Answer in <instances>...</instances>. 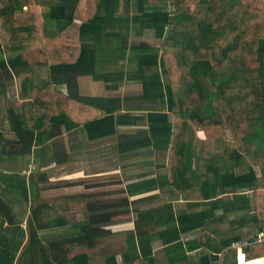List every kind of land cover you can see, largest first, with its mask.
Segmentation results:
<instances>
[{
    "label": "trees",
    "instance_id": "1",
    "mask_svg": "<svg viewBox=\"0 0 264 264\" xmlns=\"http://www.w3.org/2000/svg\"><path fill=\"white\" fill-rule=\"evenodd\" d=\"M155 1L152 6L150 0H0V94L12 75L17 108L7 109L13 139L0 133V156L8 142L18 146L19 156L34 143L39 146L34 161H41L50 140L63 132L94 142L115 135L117 126L145 122V129L118 136L117 154H139L147 166L154 151L166 160L153 166V177L128 184V194L157 189L187 200L198 193L202 200L188 206L211 200L212 214L222 208L239 215L232 222L235 232L221 233L204 227L211 216L204 209L176 212L167 203L142 211L126 235L122 261L155 264L153 240L163 245L168 264H236V242L246 243L245 260H264V245L255 243L264 228V0ZM122 6L133 13H121ZM130 38L158 43L128 45ZM121 60L135 68L106 71ZM84 75L98 83L100 96L78 93L77 78ZM122 82L136 83L139 94L114 95ZM141 103L155 107L146 106L144 116L131 115L130 110L142 111ZM78 104L88 108L79 112ZM47 155L42 161L59 164L54 152ZM21 175L4 180L0 174V264L14 261L27 209L33 226L38 210L48 207L36 205L43 176ZM230 191L236 192L232 200L215 199ZM6 200H16L19 209ZM120 205L85 206L86 220L77 225L80 240L92 245L110 235L99 227L112 222ZM56 219L47 220L56 224ZM150 225L158 229L149 232ZM197 228L193 240H181ZM108 261L115 264L114 257ZM71 264H87V256L77 255Z\"/></svg>",
    "mask_w": 264,
    "mask_h": 264
},
{
    "label": "crops",
    "instance_id": "2",
    "mask_svg": "<svg viewBox=\"0 0 264 264\" xmlns=\"http://www.w3.org/2000/svg\"><path fill=\"white\" fill-rule=\"evenodd\" d=\"M87 77V75H84ZM80 78H77V85H78V93H85L88 92L89 95H92L94 93V90H87V87L96 88L94 81L87 77V86L83 87L82 90L81 86L83 84V80H79ZM121 87V86H120ZM62 90H64L62 86ZM118 94H121L120 92H117ZM102 93L99 91L97 96H100ZM104 96L109 95L107 93L103 94ZM110 95H112V92H110ZM88 107L83 104H78V111L81 112L82 109H87ZM120 109H124V104H119ZM122 112V111H120ZM131 115H141L139 111H134L130 113ZM142 125H139V124ZM127 127L136 128L135 132L140 129H145V123L138 122L136 125L132 126H117L116 127V133L113 136H109L106 138H102L98 141L94 142H88L94 144V147L98 146L100 149H94L95 155L98 154H106L108 152H111V149L109 148V142L108 140L110 138H115V145L114 149L117 150V141L119 135H126L120 133L122 129H125ZM75 133V131H73ZM134 132V133H135ZM67 134L70 133H62L59 136H56L50 140V142H55L57 139L64 140L67 136ZM76 134V133H75ZM99 143V144H98ZM42 145H40L41 147ZM39 147V146H36ZM67 150L64 149L63 152L60 151V149H56L54 147H51L50 145L45 150L44 155L42 158H38L41 161H35V167H40L38 169H53V167H56L57 169H62L68 164H74L76 162V158H70L71 152L73 151V145H66L65 146ZM42 148V147H41ZM101 150V151H100ZM57 151H59V155L57 154ZM34 152V147L31 149V154ZM54 152L56 154V158L59 159V164L57 162H49L48 164L42 160H45V155L48 153V157L51 156V153ZM37 151L35 150V155ZM161 152L154 151L153 154H157ZM29 154V153H28ZM27 154V155H28ZM152 154V165L147 166V164L144 162V158L141 156L139 157V154H136V156L133 157H126L123 158L125 160L124 164H127L125 167H122L121 159L119 163L117 164L118 174L116 175V181L115 183L111 184H104L103 187H109L107 192L111 195L106 194L104 197H99L103 194H97L96 188H98L95 184H90V180H88L87 184L88 187L83 185V180L80 178L83 184H80L79 182L76 183L78 186L75 187V189L71 188L75 183H71L67 179L71 178V176L79 174L81 177V173H77L79 171H74L73 173L65 174L63 177H59L55 179L57 182L62 184L61 189L57 188V190L53 191L49 189V192L43 193L44 190L39 191V196L36 199V205H48V211L46 210L43 214H38L39 216V222L32 225H29L28 217H29V209H27L26 215L24 220L22 221L20 225V229H22V242L21 245L15 254L14 261L12 264H47L46 261L42 260V252L44 251L48 261L50 264H71V259L77 255H86L87 256V264H97L95 253L99 248L105 247L108 248L107 245H111L112 243L117 244V248L119 251L118 255H108L105 256L102 264H106L109 259V257L115 258V264H125L122 259L121 255L125 252L127 248L126 244V235L130 231H134L135 223L139 224V218L138 215L142 211H146L148 209H156L161 205L171 203L172 208L176 212L184 211L187 213L190 212H196L199 210H203L206 212V214L211 215L204 227L210 230H215L217 232L221 233H231L235 232V226L232 224V222L237 218L239 215V212H224L222 208L216 209L213 211V214L211 213V200H204V206L199 207H190L187 204H190L192 202L201 201L202 199L198 195V193H195L189 199L183 200L181 197L174 192H163L160 190H152L145 193H139V194H128L126 190V186L128 184L140 182L142 180H145L149 177H153L155 173L152 171L153 166L156 164L162 163L158 160H156L153 157ZM26 156V155H25ZM119 156V155H118ZM72 157V156H71ZM73 157H75L73 155ZM32 158V157H31ZM37 158V159H38ZM73 159V160H71ZM33 160V158H32ZM97 160V159H95ZM44 162V164L42 163ZM46 163V164H45ZM34 164V162H33ZM102 164V163H100ZM108 164L103 163V167H107ZM110 167V166H109ZM95 168V166H94ZM77 169H81V167H78ZM100 169V168H99ZM98 169V170H99ZM74 170V168L72 169ZM28 171V170H26ZM23 171L22 174H26ZM30 172L32 170H29ZM83 174V173H82ZM99 173L95 169V172L88 175V178L92 177H99ZM77 175L78 177H80ZM68 177V178H67ZM85 177V176H84ZM72 177L71 179H73ZM55 181L53 179H50L48 177L47 181ZM51 182V181H50ZM43 182H38V186H42ZM75 184V185H76ZM94 185V187H92ZM71 188V189H70ZM48 191V190H45ZM246 193V192H245ZM236 194V192H227L225 194L218 195L216 200L221 199V201H230L233 199V196ZM106 200V201H101ZM121 202L122 206L120 205V211L117 212L112 217V222L109 225L101 226L99 227L100 230L105 231L106 233H110V235H107L103 238L96 239L92 245H87V242L80 240V237H78L81 234V229L77 226L78 223L84 222L86 220V217L88 215L85 206L92 205L96 203L101 202ZM43 209V208H42ZM40 209L38 210L39 213ZM56 215V216H51ZM208 215V216H209ZM48 217H57V223L56 224H50V222L47 220ZM118 217L120 219H118ZM33 229V230H31ZM158 228L154 225H150L147 227V230L149 232H155ZM199 228L191 230L187 233H184L181 235V240L183 242L193 240L197 233L199 232ZM242 230V229H240ZM17 236L20 234V230L16 231ZM15 235V234H14ZM7 238H10L12 235L6 234ZM17 238V237H16ZM91 243V242H90ZM236 243H244V242H236ZM152 248V256L154 257L155 264H168L166 260V253L164 250L163 245L159 240H153L151 243ZM111 249V248H109ZM190 255L193 254V252L189 253ZM194 258V257H193ZM244 258V257H243ZM261 259L263 264L264 260ZM256 259V260H258ZM247 261V260H246ZM184 264V263H180Z\"/></svg>",
    "mask_w": 264,
    "mask_h": 264
},
{
    "label": "rangeland",
    "instance_id": "3",
    "mask_svg": "<svg viewBox=\"0 0 264 264\" xmlns=\"http://www.w3.org/2000/svg\"><path fill=\"white\" fill-rule=\"evenodd\" d=\"M150 5L154 6L156 5V1L155 0H150ZM121 13H129L132 14L133 10L132 7H126V6H122V8L120 9ZM148 43L151 46H156L157 45V41L152 40V39H142V38H130L127 41L128 45L131 44H138L139 42H145ZM113 43L111 41H107L106 46L111 49L112 48ZM117 65H110L107 67L106 71H119L125 68V60H121L118 61L116 63ZM127 71H129V68L134 69L135 66L131 63L129 65H126ZM126 70V68H125ZM90 78V76H87ZM87 77L86 76H79V80H83V84L81 86L82 89H84L83 87L87 86ZM91 79V78H90ZM92 81V79H91ZM96 88H92V87H87V90H94V93H99L96 92L97 89V85L98 83H95ZM3 85V93L0 94V133H2V136L4 139L7 140H11L13 139L11 131H10V127H9V123H8V113H7V109H17L14 105V102L16 100V89H15V82H14V77L12 75H7V77L5 78V80H3L2 82ZM120 88L118 89V91H113L114 95H118L121 98L124 97H133L139 94V86L136 83L133 82H122L120 84ZM101 91V90H100ZM117 92H120L121 94H118ZM81 96L84 97V95L82 93H80ZM127 105H131V103H127ZM125 104V105H126ZM141 105L142 111H139V113L141 115H145L146 114V106H154L155 105H147V104H139ZM134 106L137 107V103L134 104ZM137 111V110H136ZM134 112L133 110H130L129 113ZM145 123V122H143ZM139 125H142L141 123ZM136 128H131V127H127L125 129H122L120 131V133L122 134H126V135H132L134 134ZM201 133L200 131H198V135ZM202 137V136H201ZM115 138H110L108 140L109 142V148L111 149V152H108L106 154H98L97 156L95 155V153H97V151L95 152L94 149H100V147L96 146L94 147V144L92 143H88L83 141V139L81 140V138L75 134H67L66 138L64 140H55V142H49L51 147H54L56 149H60L61 152L65 150H67V148L65 147L66 145H73V151L71 152L70 158H76V162H74L75 165H73V163L71 164H66L64 166V168L60 167L57 169L56 167H53V169H37L34 164H35V150L37 151L39 147H36L33 144H31L30 146V150H29V154L26 156H19L17 155V152L20 151V149L18 148V146H16L13 142H8L7 144H5V148L2 150V154L0 156V174L2 175V177H4L3 179H7L8 177H16V175H21V172L26 171L25 175L29 176L30 171L32 170V175L33 177L36 176V173L41 174L43 177H40V179L44 182V186H42V190L43 193L45 192H49L51 189L52 192L57 190V188L61 187L62 184H60L59 182H57L55 179L57 178H61L63 177L65 174H69V173H73L74 171H79L77 173H81V175L83 177H78L77 175L71 176L74 177L73 179L69 178L67 179V181L69 180L71 183H78L79 181L83 180L82 182H79L80 184L85 185L86 187H88V180H90V184H95L98 188H96V193L97 194H103L99 197L105 198L104 196L106 194L111 195L108 193H104L107 192L109 187H103L104 184H111V183H115L116 181V175L118 174V169L114 168L117 167V164L119 163V161L123 158L128 157H133L130 155H125V156H121L117 154L116 150L114 149V145H115ZM34 145V146H32ZM34 147V152L31 154V149H33ZM101 151V150H100ZM57 154L59 155V151H57ZM73 155L75 157H73ZM72 156V157H71ZM33 160H32V158ZM140 157V156H139ZM153 157L160 161V162H165L166 160V156L164 153H157V154H153ZM97 159V160H95ZM73 160V159H71ZM124 160V159H123ZM20 161V162H19ZM34 162V164H33ZM102 163V164H100ZM103 163L108 164V168L103 167ZM21 166V167H20ZM95 166V168H94ZM110 166V167H109ZM13 167H17V170H13ZM78 167H81V169H77ZM74 168V170H72ZM100 168V169H99ZM95 169L97 170V172L99 173V177H92V178H88L91 173L95 172ZM99 169V170H98ZM83 173V174H82ZM85 176V177H84ZM1 177V176H0ZM48 177H50V179H53L55 181H47ZM68 178V177H67ZM80 178H82L80 180ZM2 179V178H1ZM71 186V188L75 189L76 186H78V184ZM92 187H94V185H92ZM70 188V189H71ZM61 189V188H59ZM48 190V191H45ZM14 199V198H11ZM101 201H106V200H101ZM6 203L8 205H12L14 208L19 209L18 205L19 203H17L16 200H12V201H7ZM22 204H20L21 206ZM47 210V208L44 209H40L39 214H43L45 213V211ZM48 211V210H47ZM51 216H56V215H51ZM18 217V216H17ZM118 219H120L118 217ZM108 248L102 247L99 248L96 253H95V258H96V262L97 264H102V261L104 259L105 256L108 255H118L119 251L117 248V244L116 243H112L111 245H107ZM111 248V249H109Z\"/></svg>",
    "mask_w": 264,
    "mask_h": 264
},
{
    "label": "built area",
    "instance_id": "4",
    "mask_svg": "<svg viewBox=\"0 0 264 264\" xmlns=\"http://www.w3.org/2000/svg\"><path fill=\"white\" fill-rule=\"evenodd\" d=\"M255 243H258V244H263L264 245V228L262 231H260L255 239ZM243 244H246V243H233L232 244V247H234L236 249V252H237V261H238V256L240 255V251H241V246Z\"/></svg>",
    "mask_w": 264,
    "mask_h": 264
},
{
    "label": "bare ground",
    "instance_id": "5",
    "mask_svg": "<svg viewBox=\"0 0 264 264\" xmlns=\"http://www.w3.org/2000/svg\"><path fill=\"white\" fill-rule=\"evenodd\" d=\"M237 262H238V264H263L261 259H258V260L254 259V260L246 261V260H244L242 254H240L238 256V261Z\"/></svg>",
    "mask_w": 264,
    "mask_h": 264
},
{
    "label": "clouds",
    "instance_id": "6",
    "mask_svg": "<svg viewBox=\"0 0 264 264\" xmlns=\"http://www.w3.org/2000/svg\"><path fill=\"white\" fill-rule=\"evenodd\" d=\"M240 254H242L243 255V253L240 251ZM244 257V256H243ZM245 260V259H244ZM236 264H238V262H237V252H236Z\"/></svg>",
    "mask_w": 264,
    "mask_h": 264
}]
</instances>
